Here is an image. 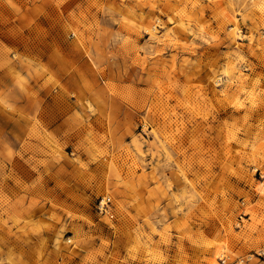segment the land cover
Returning a JSON list of instances; mask_svg holds the SVG:
<instances>
[{
    "label": "rangeland",
    "instance_id": "374dc122",
    "mask_svg": "<svg viewBox=\"0 0 264 264\" xmlns=\"http://www.w3.org/2000/svg\"><path fill=\"white\" fill-rule=\"evenodd\" d=\"M241 258L264 264V0H0V264Z\"/></svg>",
    "mask_w": 264,
    "mask_h": 264
},
{
    "label": "built area",
    "instance_id": "2783aa9c",
    "mask_svg": "<svg viewBox=\"0 0 264 264\" xmlns=\"http://www.w3.org/2000/svg\"><path fill=\"white\" fill-rule=\"evenodd\" d=\"M107 200L104 198L103 200H102V207L104 208V206L107 204ZM243 262V258H241V259H238L236 262H234L233 264H241Z\"/></svg>",
    "mask_w": 264,
    "mask_h": 264
}]
</instances>
